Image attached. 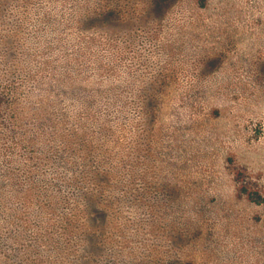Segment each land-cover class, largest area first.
Returning <instances> with one entry per match:
<instances>
[{
    "label": "rangeland",
    "instance_id": "obj_1",
    "mask_svg": "<svg viewBox=\"0 0 264 264\" xmlns=\"http://www.w3.org/2000/svg\"><path fill=\"white\" fill-rule=\"evenodd\" d=\"M0 96V264H264V0H0Z\"/></svg>",
    "mask_w": 264,
    "mask_h": 264
},
{
    "label": "trees",
    "instance_id": "obj_2",
    "mask_svg": "<svg viewBox=\"0 0 264 264\" xmlns=\"http://www.w3.org/2000/svg\"><path fill=\"white\" fill-rule=\"evenodd\" d=\"M1 102H2V98H1V96H0V105H1ZM258 197H261V196L259 195ZM255 199H256V198H255Z\"/></svg>",
    "mask_w": 264,
    "mask_h": 264
}]
</instances>
